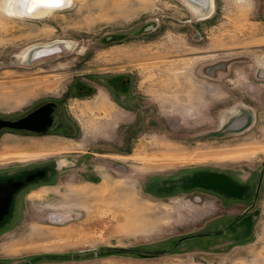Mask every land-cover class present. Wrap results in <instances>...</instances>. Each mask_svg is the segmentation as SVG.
Returning <instances> with one entry per match:
<instances>
[{
  "label": "rangeland",
  "instance_id": "rangeland-1",
  "mask_svg": "<svg viewBox=\"0 0 264 264\" xmlns=\"http://www.w3.org/2000/svg\"><path fill=\"white\" fill-rule=\"evenodd\" d=\"M10 1L0 118L54 101L71 129L0 133V171L52 175L23 192L0 264H264V0H72L38 16ZM115 76L131 80L124 107ZM208 173L242 194L194 184Z\"/></svg>",
  "mask_w": 264,
  "mask_h": 264
},
{
  "label": "flooded vegetation",
  "instance_id": "flooded-vegetation-1",
  "mask_svg": "<svg viewBox=\"0 0 264 264\" xmlns=\"http://www.w3.org/2000/svg\"><path fill=\"white\" fill-rule=\"evenodd\" d=\"M112 82L113 84L111 86V92L114 93L113 96L118 97L115 100V103L118 106L124 107V104L127 103L126 101H129L127 94L131 80L130 78H125V77L119 78L118 76H115L114 78H112ZM50 102H54V101H50ZM55 103L57 105L54 114V122L48 131H50L51 128L54 127L55 125L58 126V128L61 130L62 128L63 129L66 128L69 131L71 128L70 126H68V124L64 121L63 118L60 121L57 120V117L61 112L59 110L58 103L57 102ZM119 150L123 152H127L126 148H119ZM49 171L50 170L38 171L37 169H27L22 171H19L17 169L16 170L12 169V170L0 171V233L2 229H5L9 225H12L14 221V217L16 216L17 203L21 200V198H23L22 197L23 192L27 191L29 187L38 184L39 181L41 180L45 181L49 179L52 176L49 173ZM86 178L90 180L94 179V174L91 173L86 174ZM238 194L241 195L242 191H240V193ZM236 222L237 220L228 223L223 222L222 224H225L227 226V229L231 230L232 228H234Z\"/></svg>",
  "mask_w": 264,
  "mask_h": 264
},
{
  "label": "water",
  "instance_id": "water-1",
  "mask_svg": "<svg viewBox=\"0 0 264 264\" xmlns=\"http://www.w3.org/2000/svg\"><path fill=\"white\" fill-rule=\"evenodd\" d=\"M32 1L28 0L27 7L30 6ZM196 1L202 6L208 5V2H210V0ZM39 5L48 4L40 2L36 6ZM61 5L63 4L58 6L60 7ZM49 51V48H44L41 53H47ZM56 105L55 102H48L18 119L0 118V133L3 130H12L45 134L54 122ZM194 184L212 189H220L227 194H238L241 191V188L233 183L226 175L218 173L202 175L194 181Z\"/></svg>",
  "mask_w": 264,
  "mask_h": 264
},
{
  "label": "bare ground",
  "instance_id": "bare-ground-1",
  "mask_svg": "<svg viewBox=\"0 0 264 264\" xmlns=\"http://www.w3.org/2000/svg\"><path fill=\"white\" fill-rule=\"evenodd\" d=\"M40 2L47 3L48 5L36 6ZM71 2L72 0H33L30 6L27 7L28 0H11L9 3V12L11 13V15L17 16H38L47 11L57 9L59 7L58 5L60 4H63L60 6L63 7L69 5ZM123 213L120 214V217L123 220L127 219L126 217L128 216V214L124 215Z\"/></svg>",
  "mask_w": 264,
  "mask_h": 264
}]
</instances>
